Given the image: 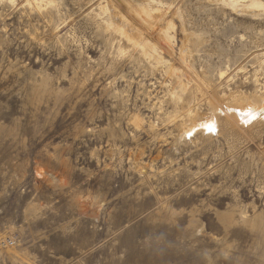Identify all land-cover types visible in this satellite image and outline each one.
Listing matches in <instances>:
<instances>
[{
    "label": "rangeland",
    "instance_id": "374dc122",
    "mask_svg": "<svg viewBox=\"0 0 264 264\" xmlns=\"http://www.w3.org/2000/svg\"><path fill=\"white\" fill-rule=\"evenodd\" d=\"M94 1L0 0V264H264V11L161 0L171 74Z\"/></svg>",
    "mask_w": 264,
    "mask_h": 264
},
{
    "label": "bare ground",
    "instance_id": "6f19581e",
    "mask_svg": "<svg viewBox=\"0 0 264 264\" xmlns=\"http://www.w3.org/2000/svg\"><path fill=\"white\" fill-rule=\"evenodd\" d=\"M218 1L221 2L223 7L224 6L229 7L230 9H232L238 13H240V12L244 13V11H246V12L250 13V16L254 15V17H255V15H260L264 11V0H218ZM90 9L92 10V8H90ZM90 9L88 8V10H90ZM91 10H90V12H91ZM94 10L98 12L97 13L98 15L104 16V18H102V19H104L103 21L106 22L105 24H107L109 27L112 26L115 31H117L120 35L124 36L126 38V40H128L131 43L130 45L132 46L133 52L137 58L142 59V60H146L147 62L153 63L155 65L160 64V65H163L164 67H167V68L170 66L169 67L170 71L173 70L171 65H170L171 63L168 64V62H170V61L167 60V58L165 56L167 53L169 54V52H171L173 50V45H174L175 39H174V35H171V33H172L171 30H173L174 26H175L174 22H173V17L178 12H180L179 7L177 8L176 6H173L170 4L168 6H165V4L161 2V0H97V3L96 2L94 3ZM177 15H180V14L178 13ZM94 16L95 15H93L92 17H94ZM95 20H97V18ZM182 20H184V19H182ZM100 22H101V20H100ZM182 23H184V22H182ZM100 25L102 26V23H100ZM181 28L183 29V26H181ZM184 32H183V34H184ZM185 36H188V35H186V33H185ZM184 38L185 37H183V42H184ZM183 46H185V45H183ZM183 46L180 47L183 54L179 53L180 56L178 55V57H179V59H181V61L185 60V58H188L190 56V53L186 52L187 49L186 48L184 49ZM165 71L166 70H164V72ZM172 73H175V72L171 71V74ZM178 77H177V79H178ZM176 80H173V82L174 81L176 82ZM180 85L182 86V84H180ZM185 85H187V84H185ZM182 91H183V89H182ZM237 100L235 102L233 101L231 104L228 103V104L224 105L225 106L224 108H223V106H221L222 104H218L222 107V109H226L225 112L223 110V114H225L226 117L228 118L226 126L228 125V122L230 123L229 119L230 120L233 119L234 120L233 122L235 123V121H238L239 120L238 118L240 117L241 120H244L247 122L256 113H258L256 107H251V108L248 107L249 112L246 111V113H245L243 111V109L245 108L244 107L245 104L242 102H239ZM217 101H219V100H217ZM184 103H186V102H184ZM184 103L182 105V108L185 109V111L187 112V115L189 116L188 117L189 123L187 125H185L183 123L184 124L183 125L184 127L182 129V130H184L183 133L191 134L192 132H195L196 130L207 131L206 133H210L213 130L214 131L218 130L217 129V120L219 117V114H218L219 106H216L211 101H208V106H209V110L211 111L212 121H210V122L208 121L206 124V123L202 122V118H201L202 115L199 111H196V109H195V111H193V109L191 108L192 105H191V107H189L190 106L189 104L187 106V104H184ZM177 108H179V107H177ZM222 109H221V111H222ZM263 109H260L259 111H262ZM185 111H183V112H185ZM242 111H243V113H242ZM226 126H225V128H226Z\"/></svg>",
    "mask_w": 264,
    "mask_h": 264
},
{
    "label": "built area",
    "instance_id": "2783aa9c",
    "mask_svg": "<svg viewBox=\"0 0 264 264\" xmlns=\"http://www.w3.org/2000/svg\"><path fill=\"white\" fill-rule=\"evenodd\" d=\"M13 244V241L12 240H9L8 242L6 241V242H4V245H12Z\"/></svg>",
    "mask_w": 264,
    "mask_h": 264
}]
</instances>
